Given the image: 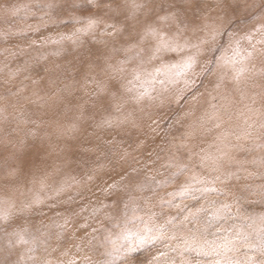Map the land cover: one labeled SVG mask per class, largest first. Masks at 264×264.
Here are the masks:
<instances>
[{
	"label": "clouds",
	"instance_id": "1",
	"mask_svg": "<svg viewBox=\"0 0 264 264\" xmlns=\"http://www.w3.org/2000/svg\"><path fill=\"white\" fill-rule=\"evenodd\" d=\"M135 3L0 0V264H111V241L145 225L163 228L164 238L122 252L120 264H156L161 254L169 264H264V111L248 115L236 103L221 129H197L180 146L209 102L219 103L218 77L231 83L220 65L237 39L254 50L250 92L261 109L264 0ZM164 16L174 19L161 24ZM88 20L94 31L52 43ZM206 25L218 33L187 74L190 85L157 84L136 103L128 91L135 69L181 59L161 52L149 60L155 44L145 30L195 41ZM120 64L123 71L112 70ZM245 128L248 139L237 140ZM225 129L243 148L218 168L204 163Z\"/></svg>",
	"mask_w": 264,
	"mask_h": 264
},
{
	"label": "snow or ice",
	"instance_id": "2",
	"mask_svg": "<svg viewBox=\"0 0 264 264\" xmlns=\"http://www.w3.org/2000/svg\"><path fill=\"white\" fill-rule=\"evenodd\" d=\"M133 7H139V0ZM173 17L164 16L161 17V24H166ZM95 21L88 20L84 22V26L77 31L76 34L61 37L60 41L53 39L52 43L58 44L62 40L67 39L72 42H76L80 38V34H87L94 31ZM218 29L215 25H206L204 34L197 40L193 41L191 39H181L179 36H170L165 34L161 28L150 26L145 30L144 40L154 42L155 46L151 50V55L149 60L156 59L161 52H170L174 57H181L178 63L172 65H163L161 67L155 68L152 72H142L140 69H135L133 71V78L129 82L130 87L129 92L134 93V100L136 103H141L146 97L151 98V93L154 91L155 86L159 84L162 88L167 90L165 85L174 84L177 80L181 78L184 79L185 85H190V81L186 79L187 74L195 67L198 58L201 54L202 49L209 43V41H214ZM244 39L248 40L251 44L253 37L247 36ZM258 43L264 44V40H260ZM133 51V49H129ZM56 54H59L57 51ZM254 50L248 51L240 47V40L235 41V46L232 48L230 55H225L221 58V67L228 70L227 79L230 80V84L225 83V75L221 74L218 77L215 91L221 93L219 95V103L209 102L208 107L204 110L201 117L199 118L198 124L193 127L192 130L185 133V139L181 142V147H187L197 129L199 130H219L223 127V114L230 111L234 104L239 103L242 105V109L248 115H254L258 112L264 111V92L260 93L261 99L259 103L261 104V109L256 108L257 96L250 92V80L253 76V68L250 61L254 57ZM113 71H123L124 65L120 64L117 66H112ZM264 76V70L260 73ZM230 87L235 93L224 94L221 92L222 89ZM40 99V97H37ZM198 100V98H194ZM217 99L213 96L212 101ZM105 125H112L114 121L112 119H106L103 122ZM247 123V120H245ZM264 127V124L261 125ZM251 126H249L250 128ZM250 135L248 128L242 129L240 134L237 136V140H247ZM232 132L225 129L219 131L216 136L217 141V152L216 153H206L202 160L204 163L209 164L213 167H219L220 161L225 159H231L233 151L243 148L242 144H233L231 142ZM41 185L45 183L43 179L40 181ZM165 236L163 228L154 231L150 226L145 225L143 232H133L130 229H126L124 233L117 239H113L111 243L113 244V250L117 254L116 259L111 262V264H120L124 255L130 254L133 249L137 246H145L149 243H153L158 239H162ZM23 235H20V240L23 242ZM171 239H175L173 235ZM264 245V241L261 242ZM125 244L130 245L127 250H125ZM194 242L185 240L184 246L189 250L193 246ZM215 250L216 248H227L226 245H210ZM249 262L253 260V257H249ZM156 264H169L167 259V254H161L155 257ZM171 264H175L172 261ZM183 264H187V261H183ZM217 264H223L222 261H218ZM229 264H240L239 261H229Z\"/></svg>",
	"mask_w": 264,
	"mask_h": 264
}]
</instances>
